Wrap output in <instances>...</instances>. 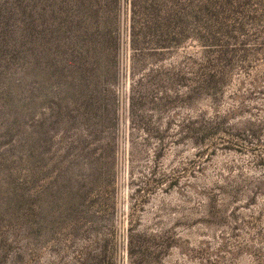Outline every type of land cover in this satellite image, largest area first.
Here are the masks:
<instances>
[{
    "label": "rangeland",
    "instance_id": "374dc122",
    "mask_svg": "<svg viewBox=\"0 0 264 264\" xmlns=\"http://www.w3.org/2000/svg\"><path fill=\"white\" fill-rule=\"evenodd\" d=\"M130 2L114 79L45 55L0 98V264H264V0L135 59Z\"/></svg>",
    "mask_w": 264,
    "mask_h": 264
},
{
    "label": "trees",
    "instance_id": "16d2710c",
    "mask_svg": "<svg viewBox=\"0 0 264 264\" xmlns=\"http://www.w3.org/2000/svg\"><path fill=\"white\" fill-rule=\"evenodd\" d=\"M201 1L131 0L129 39L134 59L147 52L177 49L188 39L206 50L223 49L217 39L220 33L210 26L209 0ZM121 3L0 0V98L18 87L13 76L16 71L17 75L39 72L45 55L53 57L59 77L114 79L121 45ZM191 24L197 25L193 34ZM225 33L231 38V32ZM17 58L25 63L22 69L16 65ZM213 66L209 60L207 68ZM211 83L217 82L212 75H205L201 89Z\"/></svg>",
    "mask_w": 264,
    "mask_h": 264
}]
</instances>
